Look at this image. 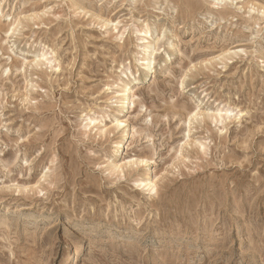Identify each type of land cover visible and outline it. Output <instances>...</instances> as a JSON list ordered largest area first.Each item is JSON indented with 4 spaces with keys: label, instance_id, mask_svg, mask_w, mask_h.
Returning <instances> with one entry per match:
<instances>
[{
    "label": "rangeland",
    "instance_id": "obj_1",
    "mask_svg": "<svg viewBox=\"0 0 264 264\" xmlns=\"http://www.w3.org/2000/svg\"><path fill=\"white\" fill-rule=\"evenodd\" d=\"M194 1L0 0V264H264V0Z\"/></svg>",
    "mask_w": 264,
    "mask_h": 264
},
{
    "label": "bare ground",
    "instance_id": "obj_2",
    "mask_svg": "<svg viewBox=\"0 0 264 264\" xmlns=\"http://www.w3.org/2000/svg\"><path fill=\"white\" fill-rule=\"evenodd\" d=\"M171 2V1H170ZM184 3L186 4V6L187 7H190L193 3H196V1H194V0H184ZM199 3V2H198ZM179 4H180V2H179ZM199 5H200V3H199ZM185 6V5H184ZM197 8V7H196ZM4 28V27H3ZM142 32V31H141ZM149 33L150 32H146V34H147V36H145V37H148L149 36ZM144 39V38H143ZM153 46V45H152ZM151 48V47H150ZM150 48H147V50H146V56L145 57H143L142 59H143V61H145L143 64H145L146 63V68H147V71H146V73L144 74V76L145 75H147L148 74V76H150L151 75V77H150V79L153 77V73H155V66L154 65H152V59H149V54H150V52H151V50H150ZM153 50H154V48H153ZM149 56V57H148ZM141 63V62H140ZM153 64H154V62H153ZM144 67V66H143ZM145 68V69H146ZM131 72V71H130ZM124 73H126V72H124ZM131 75L132 76H134V77H132L128 82H123V83H118L117 84V86H121L122 88H120V89H118V90H116V91H114L115 93H118V95L116 96L117 97V102H124L125 103V107H126V110H125V114H124V118H120V119H118L117 120V122H116V124H115V128L116 129H121V128H124V127H127V126H129L128 125V119H126L125 117L129 114V113H131L132 111H133V109H134V107H135V105H134V97H135V89H136V86L139 84V83H141L140 82V79H141V75H139V76H136L135 75V73L134 72H131ZM138 75V74H137ZM127 76H129V75H127ZM119 82V81H118ZM112 87H113V85H112ZM115 97V98H116ZM176 110H177V108H176ZM197 114V113H196ZM195 114V115H196ZM215 118V117H214ZM92 120L93 119H91V122H92ZM96 125H94L93 126V128L95 127ZM125 133H123V136H125V138L129 135V130H126V131H124ZM130 137V136H129ZM123 138V137H122ZM118 143V142H117ZM116 145H119V147H120V145H121V142H119L118 144H116ZM122 146V145H121ZM120 150V149H119ZM77 254V253H76ZM76 256L74 255L73 256V258H75Z\"/></svg>",
    "mask_w": 264,
    "mask_h": 264
},
{
    "label": "snow or ice",
    "instance_id": "obj_3",
    "mask_svg": "<svg viewBox=\"0 0 264 264\" xmlns=\"http://www.w3.org/2000/svg\"><path fill=\"white\" fill-rule=\"evenodd\" d=\"M41 195H43V193H41Z\"/></svg>",
    "mask_w": 264,
    "mask_h": 264
}]
</instances>
